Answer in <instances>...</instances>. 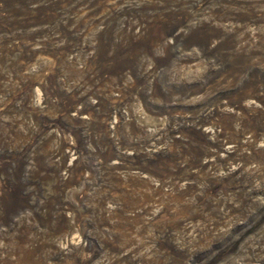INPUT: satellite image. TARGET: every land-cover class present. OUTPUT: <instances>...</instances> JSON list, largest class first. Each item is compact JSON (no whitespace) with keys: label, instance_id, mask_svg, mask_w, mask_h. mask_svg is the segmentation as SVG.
<instances>
[{"label":"rangeland","instance_id":"1","mask_svg":"<svg viewBox=\"0 0 264 264\" xmlns=\"http://www.w3.org/2000/svg\"><path fill=\"white\" fill-rule=\"evenodd\" d=\"M0 264H264V0H0Z\"/></svg>","mask_w":264,"mask_h":264}]
</instances>
